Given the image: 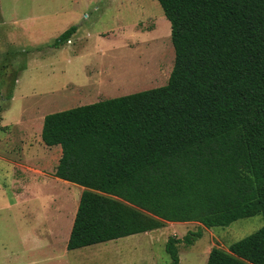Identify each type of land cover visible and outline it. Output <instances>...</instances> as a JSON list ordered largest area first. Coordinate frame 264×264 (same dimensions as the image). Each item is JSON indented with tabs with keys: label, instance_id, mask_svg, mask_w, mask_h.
<instances>
[{
	"label": "trees",
	"instance_id": "16d2710c",
	"mask_svg": "<svg viewBox=\"0 0 264 264\" xmlns=\"http://www.w3.org/2000/svg\"><path fill=\"white\" fill-rule=\"evenodd\" d=\"M156 1L174 51L167 84L43 119L42 144L61 150L53 177L84 189L66 250L261 215L206 264H264V0ZM200 236L169 237L168 264Z\"/></svg>",
	"mask_w": 264,
	"mask_h": 264
},
{
	"label": "rangeland",
	"instance_id": "374dc122",
	"mask_svg": "<svg viewBox=\"0 0 264 264\" xmlns=\"http://www.w3.org/2000/svg\"><path fill=\"white\" fill-rule=\"evenodd\" d=\"M173 63L156 0H0V264H168L167 239L188 233L201 236L177 246L179 264H206L212 249L261 229V215L226 228L166 223L66 250L83 190L55 181L61 151L42 144L44 117L163 87Z\"/></svg>",
	"mask_w": 264,
	"mask_h": 264
},
{
	"label": "crops",
	"instance_id": "0c3cea01",
	"mask_svg": "<svg viewBox=\"0 0 264 264\" xmlns=\"http://www.w3.org/2000/svg\"><path fill=\"white\" fill-rule=\"evenodd\" d=\"M61 151V150H60ZM55 179V181H57V182H61V183H64L65 185H67L68 186V188L69 187H73L74 186V184H71V183H68V182H65V181H62V180H59V179H56V178H54ZM79 187V186H78ZM79 189H81V190H84L82 187H80ZM75 217V216H74ZM71 228H72V226H71ZM71 228H70V231H71ZM154 232V231H153ZM150 233H152V232H150ZM145 234V233H144ZM69 235H70V232H69ZM69 235H68V237H67V241H68V238H69ZM139 235V234H138ZM134 236H136V235H134ZM130 237H132V236H130ZM127 238V237H126ZM122 239H124V238H122ZM118 240H120V239H118ZM117 241V240H116ZM112 242V241H111ZM108 243V242H107ZM102 244H105V243H102ZM97 245H101V244H97ZM93 246H96V245H93ZM89 247H92V246H89ZM86 248H88V247H86ZM82 249H85V248H82ZM79 250V249H78ZM75 251V250H74ZM70 252V251H69ZM91 254H93L92 252H91Z\"/></svg>",
	"mask_w": 264,
	"mask_h": 264
}]
</instances>
